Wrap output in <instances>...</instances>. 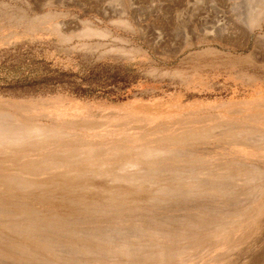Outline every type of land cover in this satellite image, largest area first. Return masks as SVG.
<instances>
[{
    "label": "rangeland",
    "instance_id": "374dc122",
    "mask_svg": "<svg viewBox=\"0 0 264 264\" xmlns=\"http://www.w3.org/2000/svg\"><path fill=\"white\" fill-rule=\"evenodd\" d=\"M249 1L0 0V113L58 133L0 156V264H212L236 243L228 222L258 221L264 174L232 154L252 128L181 105L240 99L264 79V18L243 21L264 0Z\"/></svg>",
    "mask_w": 264,
    "mask_h": 264
},
{
    "label": "crops",
    "instance_id": "0c3cea01",
    "mask_svg": "<svg viewBox=\"0 0 264 264\" xmlns=\"http://www.w3.org/2000/svg\"><path fill=\"white\" fill-rule=\"evenodd\" d=\"M263 97L264 79H252V92L243 94L240 99L235 100L232 98L227 101L222 100L223 102L221 103H208L202 105H183L181 101L179 102L186 108L182 113L183 117L192 115L193 113H202L209 109H215L219 114L221 112L225 113L232 111V113H234V118L238 121L234 119L237 123L232 122L233 124H236L237 127L240 126V128H252V139L248 140V142L246 140L242 142V140L240 141L237 139V141L233 143L234 152L232 154L234 158L243 162L247 161L252 163V173L255 170L254 168H257L258 171L264 174V139L261 137V132L264 129V104L263 106L260 105V102L264 100ZM262 98L263 100H261ZM256 101L259 106L253 104ZM258 183L264 184V180H260ZM248 207L256 209L264 208V199L258 200L255 203L253 202ZM255 213H257V211ZM255 218L256 216L252 217V211H249L248 216L240 222L234 219L226 224L223 230L226 234L228 233V239H234L236 243L227 246L220 253L214 254V257H220L219 259H214L212 264H256L254 256L264 255V225H262V227L260 226L259 229L262 230L263 233V235H260V237L263 238L260 249H257L255 243L252 242V240L257 239V230L254 225H257V223L260 225L264 224V214H260L258 221H256L257 223L255 222ZM184 264H200V261L192 259L184 262ZM261 264H264V260Z\"/></svg>",
    "mask_w": 264,
    "mask_h": 264
},
{
    "label": "bare ground",
    "instance_id": "6f19581e",
    "mask_svg": "<svg viewBox=\"0 0 264 264\" xmlns=\"http://www.w3.org/2000/svg\"><path fill=\"white\" fill-rule=\"evenodd\" d=\"M247 1V0H246ZM251 1V0H250ZM249 1V2H250ZM258 1V0H257ZM260 1V0H259ZM263 1V0H262ZM248 3V2H247ZM253 3L256 5L255 1H253ZM259 3V2H258ZM249 4V3H248ZM254 4H252V1H251V4L250 5H246V10L244 13L245 16L243 17V21H244V24L247 25V27L251 28V27H254L255 26H258L259 23L263 20L264 18V1L261 3V4H258V6H256L257 8L255 9V6ZM245 5V4H244ZM244 7V6H243ZM259 8V9H258ZM252 29V28H251ZM88 31V30H87ZM251 31V30H250ZM92 32V30H91ZM95 32V30H94ZM98 32V31H97ZM87 34V32L85 33ZM84 34V35H85ZM101 34V33H100ZM99 34V36H100ZM87 35H93V34H88ZM86 35V36H87ZM95 35H97V33L95 32ZM102 35V34H101ZM104 35V34H103ZM43 126V125H42ZM58 136V133L57 132H53V131H48L40 126H34V125H22V124H19L17 123V121L12 117L10 116V114H1L0 113V156L3 158V159H9V155H11L12 153L14 152H18V151H23V150H26V149H29V148H35V149H39L43 146V144L45 143L46 140L48 139H51V138H56ZM134 146H132L133 148ZM135 148V147H134ZM91 149V148H90ZM131 149V148H130ZM152 149V148H151ZM43 150V149H42ZM140 150V149H138ZM134 151V150H133ZM166 152V151H165ZM146 153L148 155H159V154H162L163 152H160V151H146ZM168 153V152H167ZM166 153V154H167ZM172 153V152H170ZM14 155V154H12ZM163 155H165L163 153ZM4 161V160H3ZM9 161V160H8ZM69 161V160H68ZM76 161V160H75ZM6 162V161H4ZM59 162V161H58ZM93 161H91L92 163ZM4 163H1V166L3 165ZM43 164V163H42ZM67 164V163H66ZM131 164H132V161H131ZM138 164V163H136ZM11 165V164H10ZM126 165V163H125ZM0 166V167H1ZM47 167H50L52 166L51 164L47 163L46 165ZM87 166H89V164H87ZM105 166V165H104ZM135 165H133V168H134ZM137 166V165H136ZM54 167V166H53ZM52 167V168H53ZM85 167V166H83ZM90 167V166H89ZM128 167V166H127ZM132 168V166H131ZM3 170L7 171V170H11V167H4L2 168ZM13 169V168H12ZM28 168H24L21 170L22 173H25L26 174V170ZM38 169V168H36ZM40 169V168H39ZM67 171V170H66ZM69 171V170H68ZM8 172V171H7ZM9 172H12V171H9ZM63 172V171H62ZM74 172V171H73ZM166 172V171H165ZM168 172V171H167ZM173 173V171H171ZM176 172V171H175ZM184 172V171H183ZM51 173V172H50ZM56 173V172H55ZM79 173V172H78ZM17 174V173H16ZM68 174V173H67ZM185 174V173H184ZM19 175V173H18ZM18 175H15L13 177H11L10 175H7L9 177H4L2 178L1 181H7V182H15L17 183L18 185L20 186H23V184H26V183H29L28 179H26L25 177L23 176H18ZM40 175V174H39ZM183 173H175L174 174V177H176L177 179H180L178 177L182 176ZM173 177V178H174ZM184 177V176H183ZM182 177V178H183ZM186 177V176H185ZM37 179V178H36ZM132 182H135V183H139V184H143L144 182H149L151 184L153 183H156L155 180H153L151 177L149 176H146V177H140V176H134V177H131L129 178ZM176 179V181H177ZM185 179V178H184ZM187 179V178H186ZM174 180V179H172ZM171 180V181H172ZM169 181V180H168ZM166 182V181H165ZM185 182V181H184ZM178 186L176 185V188ZM26 188V187H25ZM175 190V189H174ZM192 190H195V189H192ZM191 190V191H192ZM165 192L166 195H168L167 193L169 192L170 195L168 196H182V195H186L188 194V192H186V190H182V191H179L178 192H175V191H172V189L168 188V187H161L159 189V194L160 192ZM188 191V190H187ZM171 193H175L174 195H171ZM163 195L165 196V194L163 193ZM189 197V196H188ZM157 198V197H156ZM162 198V197H161ZM165 198V197H164ZM157 200L159 201L160 199L157 198ZM153 201H154V198H153ZM152 201V202H153ZM165 200H163L164 202ZM167 200L164 202L166 203ZM160 203V202H159ZM157 202V204H159ZM161 203H162V200H161ZM3 211L0 209V214H2ZM6 213V212H5ZM29 213H21V214H16L14 213L13 216L14 218L16 217H24V216H27ZM7 215V213H6ZM13 216H10L9 218L13 219ZM2 216H0L1 218ZM159 222V221H158ZM26 231V230H25ZM94 238H97L98 237H94ZM99 240V239H98ZM111 240V239H110ZM109 240V241H110ZM96 241V240H95ZM98 242V241H97ZM100 242V241H99ZM70 247V246H69ZM78 253L81 255L83 254V256H86V254H94V249L92 247H84V246H77L75 248ZM161 252V251H160ZM85 254V255H84Z\"/></svg>",
    "mask_w": 264,
    "mask_h": 264
}]
</instances>
